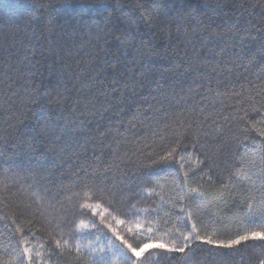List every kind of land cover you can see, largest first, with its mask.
<instances>
[{
  "label": "trees",
  "instance_id": "obj_1",
  "mask_svg": "<svg viewBox=\"0 0 264 264\" xmlns=\"http://www.w3.org/2000/svg\"><path fill=\"white\" fill-rule=\"evenodd\" d=\"M261 120L264 0H0V264L24 236L44 253L33 264H100L54 244L73 243L53 226L82 169L165 228L226 240L258 226L246 205L264 199ZM190 247L149 264L264 260L259 240Z\"/></svg>",
  "mask_w": 264,
  "mask_h": 264
},
{
  "label": "snow or ice",
  "instance_id": "obj_2",
  "mask_svg": "<svg viewBox=\"0 0 264 264\" xmlns=\"http://www.w3.org/2000/svg\"><path fill=\"white\" fill-rule=\"evenodd\" d=\"M250 123L252 129L264 136V120ZM261 151L264 152V147ZM172 155L173 153L169 152L161 156L160 161H166ZM243 159L244 157H241V160ZM261 161L264 162V155L261 156ZM82 171L88 179L82 184H77L72 195L65 198L67 205H61L62 215L53 226L54 230L62 233L67 228V235L74 238L72 244L68 239H54L55 249L60 252L71 248L77 255L88 253L98 257L100 264H103L107 250L115 264H149L153 254L170 256V254L190 252V246L195 240H202L206 244L225 249H235L249 241H264V223H259L261 217H264V199L261 200L262 207L259 210L254 208L252 202L246 205L250 224L258 226L250 227L226 240H215L212 236L205 239L199 235L195 223L192 224L190 231L182 232L175 224L165 228L167 220L162 224L161 220L155 217L148 219L146 213L149 210L138 208L135 203H131V199L127 201L128 206L125 208L123 190L115 185L110 186L107 183L106 173L97 174L95 168L93 174H89L87 169ZM235 174L248 179V175L242 170ZM97 179L99 183L96 182ZM163 187V184L157 180L153 186L141 190L143 196L140 198L158 196L160 195L158 189ZM2 219L4 217H0V220ZM17 229L20 235L24 236V230L18 225ZM104 229L111 233V237ZM101 236L104 237L103 240ZM114 240L119 244H115ZM97 241L100 243L97 244ZM19 243L25 246L16 253L15 257L4 261L3 264H33L34 259L40 260L43 257V252L39 250L34 252L32 247L26 246L29 243L28 237L24 236ZM39 247L44 248V244L41 243ZM261 264H264V260Z\"/></svg>",
  "mask_w": 264,
  "mask_h": 264
}]
</instances>
